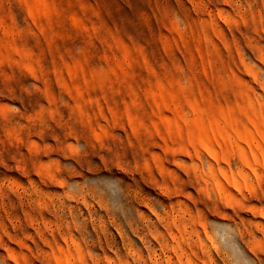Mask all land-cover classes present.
Here are the masks:
<instances>
[{"label": "rangeland", "instance_id": "obj_1", "mask_svg": "<svg viewBox=\"0 0 264 264\" xmlns=\"http://www.w3.org/2000/svg\"><path fill=\"white\" fill-rule=\"evenodd\" d=\"M0 264H264V0H0Z\"/></svg>", "mask_w": 264, "mask_h": 264}]
</instances>
